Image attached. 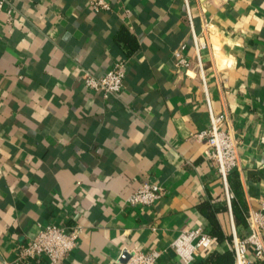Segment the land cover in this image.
<instances>
[{
    "label": "crops",
    "instance_id": "crops-1",
    "mask_svg": "<svg viewBox=\"0 0 264 264\" xmlns=\"http://www.w3.org/2000/svg\"><path fill=\"white\" fill-rule=\"evenodd\" d=\"M6 0L0 14V257L13 264L41 227L80 226L57 264H124L131 249L183 264L179 232L202 228L206 202L222 230L245 235L207 145L193 135L224 114L237 141L247 213L264 199V0ZM189 20L192 26L189 25ZM136 49L127 55L116 35ZM193 34L207 44L197 54ZM189 67L177 64L174 51ZM125 62L122 91L82 83ZM153 205L127 206L142 184ZM227 190L233 192L227 182ZM231 201V200H230ZM264 242V230L261 233ZM222 252L228 243L208 250ZM205 252L195 257L202 262ZM28 264H52L47 258Z\"/></svg>",
    "mask_w": 264,
    "mask_h": 264
},
{
    "label": "built area",
    "instance_id": "built-area-1",
    "mask_svg": "<svg viewBox=\"0 0 264 264\" xmlns=\"http://www.w3.org/2000/svg\"><path fill=\"white\" fill-rule=\"evenodd\" d=\"M6 0H0V14ZM89 6L94 12L110 10L104 0H92ZM189 25L192 22L189 20ZM193 47L197 54L205 49L207 44L203 37L193 34ZM186 48L181 44L174 51L177 64L189 67L190 63L181 55ZM125 78V62H117L110 70L101 76L85 72L82 83L89 91L97 92L103 98L117 96L123 88ZM226 122L224 114H213L209 111V125L193 135L197 141L207 145L206 158L214 165L217 174L225 185V197L230 206L232 195L227 190V177L238 165L237 141L227 131L223 130ZM164 189L160 185L142 183L126 200L127 206H151L163 195ZM258 211H250L246 215V234L237 235L233 230L228 243L229 250L234 255V264H257L264 259V242L261 233L264 230V199ZM81 233L80 226L48 225L41 227L35 237L22 247L19 256L13 264H28L31 260L47 258L52 264H57L64 259L76 246ZM212 246V238L202 228L186 229L179 232L173 243V249L183 264H193L195 257L208 251ZM128 258L124 264H157L161 251L153 250L142 252L137 249L127 251Z\"/></svg>",
    "mask_w": 264,
    "mask_h": 264
},
{
    "label": "trees",
    "instance_id": "trees-1",
    "mask_svg": "<svg viewBox=\"0 0 264 264\" xmlns=\"http://www.w3.org/2000/svg\"><path fill=\"white\" fill-rule=\"evenodd\" d=\"M116 41L118 43L124 44L127 49V55L132 54L137 48L134 38L123 29L117 33ZM235 178L236 176L234 173H230L227 177L228 185L233 192V197L230 201L231 211L235 226L237 228L240 227L242 229H246L247 208L242 196V192L240 191L239 183ZM223 209L224 206L216 208L208 202L201 205V213L207 220V225L205 226L204 231L212 238V245L220 246L225 243H229L231 240V235H227L222 230L221 225L216 217L217 213ZM204 255V260L197 264H234V255L229 249H226L222 252L213 249L206 251ZM257 264H264V259L258 261Z\"/></svg>",
    "mask_w": 264,
    "mask_h": 264
},
{
    "label": "water",
    "instance_id": "water-1",
    "mask_svg": "<svg viewBox=\"0 0 264 264\" xmlns=\"http://www.w3.org/2000/svg\"><path fill=\"white\" fill-rule=\"evenodd\" d=\"M0 264H5L4 262H3V259L0 257Z\"/></svg>",
    "mask_w": 264,
    "mask_h": 264
}]
</instances>
